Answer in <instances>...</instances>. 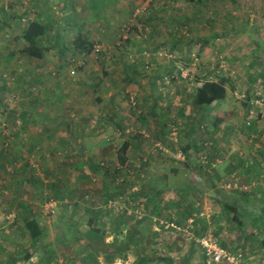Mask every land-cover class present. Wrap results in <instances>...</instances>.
Masks as SVG:
<instances>
[{
    "label": "rangeland",
    "instance_id": "1",
    "mask_svg": "<svg viewBox=\"0 0 264 264\" xmlns=\"http://www.w3.org/2000/svg\"><path fill=\"white\" fill-rule=\"evenodd\" d=\"M16 1L19 3L0 0V8L9 16L25 11L20 21L15 20L20 18L17 14L10 17L11 27L0 29L1 54L16 47L18 42L14 40L23 24L36 16L32 9L38 8L36 0ZM113 1L92 0L95 7L92 10L99 14ZM125 1L119 0L118 5ZM130 3L134 16L111 29L97 22L89 28L91 44L101 45L104 41L100 35L105 38V33L113 28L116 33L119 30L117 36L115 33L119 53L127 40L162 41L169 36L166 25L153 31L141 29L139 24L159 20L158 13L164 10L167 14L176 6L180 15L174 34L181 49L176 55L180 62L177 70L181 75L185 70V75L172 83L170 76H176V71L171 75L159 71L163 77L153 79L160 92L154 94L151 115L148 105V108H144V103L143 107L139 105L140 93L136 97L117 93L112 103L105 93L99 101L96 97L102 93L98 94L92 84L99 80L96 74L102 70L106 71L102 84L110 85L112 80V87L117 85L113 89L126 90L134 83L119 70L120 62L110 64L104 58L105 46L98 55L90 52L77 55L71 42L78 37V14L74 24L66 25L63 14L51 26L47 37L57 32L68 47L65 54L69 55L60 63L65 68L70 66L74 82L83 80L90 86H79L76 91L68 88L64 107L57 110L69 127L65 135L69 139L65 146L67 155L46 158L25 153L14 157L9 151L8 156L0 159V264H134L143 258L140 264H165L157 257L170 258L172 264H206L202 240L225 249L231 262L223 260L219 264H264V249L259 240L249 234L242 236L236 214L213 200L219 191L229 204L241 208L242 204L236 201L241 193L248 195L249 206L256 207L264 195V0H221L208 5L207 10L199 2L190 5L188 0H130ZM41 4L50 12L44 15L48 21L54 20L61 2L41 0ZM149 7L155 8L156 13L147 19ZM214 10L218 18L211 12ZM203 12L204 20L212 18L205 26L190 14ZM162 21H166L165 17ZM95 36L101 41H96ZM167 58L170 57L164 61ZM137 64L139 71L147 70L144 61ZM8 69L6 72L0 67V83L9 88L0 94L3 116L0 153L12 147L8 141L10 125L6 121L17 119L20 110L28 107L30 94L38 92L32 89L25 95L18 93L14 83L20 82L21 76L17 74L20 69L11 64ZM221 78L227 80L224 100L200 108L196 104V90L204 80L215 82ZM75 97L77 107L73 105ZM55 99L57 103L61 101L59 97ZM114 103L127 114L117 119L121 125L112 126L123 133H109L110 125L106 124L103 132L105 137L108 134L113 137L112 144L104 147L107 151L100 152L103 148L95 134L100 128L89 121L99 111L90 107L99 108L101 114L108 112L109 116V107ZM103 105L106 111L101 109ZM39 112L37 118L41 123L53 114L45 105ZM73 116L82 119L80 123L86 124L88 130L81 125L75 129ZM216 120H220L218 125L213 123ZM150 121L155 129L164 132H154ZM126 129L129 132L125 133ZM30 132L43 134L37 129ZM56 132L61 134L58 128ZM92 136L98 139H90ZM124 144L128 146L124 150L126 162L120 165L118 156ZM32 216L42 228L37 239H32L24 226L25 220Z\"/></svg>",
    "mask_w": 264,
    "mask_h": 264
},
{
    "label": "crops",
    "instance_id": "2",
    "mask_svg": "<svg viewBox=\"0 0 264 264\" xmlns=\"http://www.w3.org/2000/svg\"><path fill=\"white\" fill-rule=\"evenodd\" d=\"M118 1L119 0H114V4L109 5L106 9V12L103 11V14L101 13L98 14V13L93 12L92 10L93 7L87 3V0H58V2H61L60 8L64 7L66 4H70L71 6H74V13H76V15L78 14V17H79L78 21H80V24L78 26L79 32L77 36L83 34V36H86L88 38L89 42H90L89 28L95 27V22L103 23V27L111 29L112 26L117 25L120 21H123L124 19L134 16L133 11L131 9L132 4L130 3V0L125 1L123 5H118ZM35 2L38 8L36 9L32 8L33 11H36V16H34L32 20H38L41 23L48 25V18L44 16L45 14L50 13L48 8L46 7V5L41 4V0H36ZM198 2L199 0H195L193 3L190 2L191 3L190 5L195 6L194 4ZM148 9H149L148 15L145 17L147 19H149V16L153 17V14L156 13L155 8L151 9L149 7ZM162 11H163L162 13L157 14V17L159 18V20L153 19L154 20L153 22L152 20H148L146 24H142L141 22L139 24L141 29H150L153 31L161 27L162 25H166L168 27L167 29L170 30L169 36L168 38H165L162 41H155L156 39H154L155 42H152L150 40H147V41L141 40L138 43L136 42L134 43V42H131L130 40H127V42L124 44V47L121 48V52L119 53L118 48L115 45V41H117L116 36L119 30L117 31V33L114 31L115 30L114 28L111 31H107L105 33L106 35L105 38H104V35L99 34L100 36L103 37L102 41H104L101 44L103 45L102 49L105 46L103 49V53H102L104 58L108 59L110 64H112L113 62L115 63L120 62L119 64L121 67L120 69L119 68L118 69L125 74L124 76L130 77L131 82H133L134 85L127 86L128 88H126V90L123 89L124 91L113 89V87H117V85L115 84L112 87V80H111L109 82L111 84L110 85L108 84L106 86L102 84L103 81L105 80V77H103V74H105L106 71L102 70L100 74H96L97 78L99 77V80H97L96 82L92 84L95 87V91L98 92V94L102 93V95L97 96L96 99L101 101V98H103V95L105 96V93H108L107 101L112 103L114 101L113 99L117 96L116 95L117 93L120 94V93L126 92V93L132 94V96H135V97L137 94L140 93L141 99H139V105L143 107L144 106L143 103H144L146 105L144 108H148L149 106V111L151 115V111L154 107V101L156 100L154 94L155 92L156 93L160 92V88H158V86L156 85V82L153 80L154 77L162 75V74L159 75V71H162L166 73L167 75H171L172 72L176 71V76H170V81L172 83L179 80L180 76L185 75V70H183L182 75L177 70V68L180 65V62L177 59L176 55L180 53L181 49H180V46L178 45L179 42L175 38V34H174L177 32V29H178L180 10H178L176 6H173L171 7V9L169 10L167 14L164 12V10ZM164 17L167 22L162 21ZM140 18L142 21L144 20V18L142 17ZM66 25H71V24L67 23ZM120 25L121 24H119L118 26ZM61 27L64 28L65 26L62 25ZM69 27L70 26H66L65 28L67 29ZM175 28L176 30L173 31V29ZM115 33H116V36H115ZM56 37L57 36L55 34L51 35L50 37H47V36L43 37V40H42L43 44L49 45L50 49L48 53L44 54L41 60H36V59L30 58L24 54L17 52V50L20 48L19 43H21V41L17 43V40H14V42L17 43L16 47L14 46L11 50H8L7 52L3 51L4 54L0 53V67L1 69H3V71L6 70L7 72L9 70L8 68L10 64L14 66L15 69L19 68L21 70V71L19 70L20 72L19 71L17 72V74L21 76L20 82H17L16 84L14 83V89H17L19 91L18 93L22 95L27 94L29 92L28 90H32V89H35L36 91H38L36 95L30 94V99H28V107H27L29 109L22 108L20 112L18 113L19 117H17V119L15 120L12 119L11 122L5 120L7 122L8 127L10 125L9 129L12 130V132H10L11 138H8V141L12 143L13 148L11 149V151L12 153H14L12 155L14 157H16V155L20 156L25 153H30V154L34 153L37 156H43L46 158H49L50 156L53 157L56 155H63V154L67 155L68 154V151L65 149V146L67 147V145L69 144L68 142L69 139L65 137V135L69 131L68 123L66 122V118L64 119L62 116H60L57 110L64 107L63 100L67 99L68 97L65 94L67 93L68 88L71 87V90L76 91V89L79 88V86L81 87L83 85H88V84H85L83 80L82 81L78 80L77 83L74 82L73 81L74 77H72L70 73V66L67 67L69 69L65 68V66H62V63L60 62H62V59H65L66 56L69 55L67 53L65 54V52L67 51L66 49L68 47L66 46L67 44L65 42V39L62 40L61 37L56 39ZM94 39L97 41L99 38L95 36ZM99 41H101V39H99ZM108 46L109 47L112 46L114 50H110L111 47L109 49ZM22 47H23V44L21 48ZM161 49H165V52H163L165 53L164 54L165 56H163L162 59H161V56L163 53L158 52ZM9 51L10 52L14 51L15 56L14 57L8 56ZM157 53L160 55V57H158ZM166 53L169 55L167 56ZM77 55H82L81 51H78ZM23 57L27 58V60L22 59ZM121 57H124L122 63L120 61ZM146 57H150L148 61L145 60ZM166 57H170V58H167L164 61ZM80 59L81 58H79V60ZM90 59H92V57ZM140 61H144V63L147 64L146 66L147 70H142V71L138 70L137 62H140ZM22 62H26V65H22L21 64ZM68 63L65 62V64L70 65ZM137 70L139 71V73H141V75L136 72ZM1 74L2 73L0 72V75ZM15 79H18V78L15 77ZM72 81L74 83H72ZM17 84L24 85V86L21 87V86H18ZM5 91H9L8 85ZM11 92H12V89H11ZM177 92L179 91L175 90V94H178ZM132 96H130V98ZM56 97L60 98L61 101L59 103L56 102V99H55ZM124 97H126V95ZM17 98H18V101H21V98L19 96ZM75 98L76 100H74L73 105L77 107L78 99L77 97ZM132 99H134V97ZM161 100H162V97H161ZM1 105H2V101L0 103V106ZM43 105L47 106L49 111H51L53 114L45 118L44 122L41 123L38 121L37 116L40 115L39 111L43 108ZM2 109L4 111L6 109V106H3ZM101 109L105 111L107 110L105 105H103ZM90 110L95 111V112L99 111L98 116H94L89 121H91L90 123L92 124L93 127L100 128L95 133L96 135H98L99 139L96 136H92L90 139H98L100 141L98 142V144L103 148V151H100V152H105L107 150H105L104 147L106 145H111L112 139H113V137H108L110 134H108L105 137V133L103 131L105 129L106 124L110 125L109 133L115 134V132L117 131L119 132L118 135H121L123 131H121L117 127H115L117 129L115 128L113 129L112 126L118 123L116 122L117 119L121 120L122 117H126L127 114L125 113V111H121L120 109H117L115 103L113 104V107H109V116H108V112L101 114V110L99 108L95 109L93 107H90ZM25 112H27L26 116L24 115ZM1 116L2 115L0 114V117ZM74 116H73L74 128L76 129L79 125L85 127L86 124H84L83 122L80 123L82 119L74 117ZM148 124L152 126V129L154 128L153 121H150ZM39 125L41 126L43 125V127L38 128ZM118 125H121V124L118 123L117 126ZM57 128L61 134L57 132L54 133L55 130H57ZM35 129H37V131L39 132H43V134H37V133L30 132ZM63 129L65 130V132H63ZM85 129L88 130V128L86 127ZM124 132L125 133L129 132V129H126ZM154 132L162 133L164 132V130L154 128ZM49 141H51V143H48ZM86 149L88 150L89 148L86 147Z\"/></svg>",
    "mask_w": 264,
    "mask_h": 264
},
{
    "label": "trees",
    "instance_id": "3",
    "mask_svg": "<svg viewBox=\"0 0 264 264\" xmlns=\"http://www.w3.org/2000/svg\"><path fill=\"white\" fill-rule=\"evenodd\" d=\"M13 1L17 2L16 0H13ZM188 1L193 3L195 0H188ZM217 1H221V0H200L199 4L202 6L203 10H207L208 5L213 6L214 4H216ZM87 3L93 8H95L94 5L92 4V0H87ZM112 4H114V1L110 3L109 5H112ZM109 5H105V7L100 13L103 14V11L106 12V9ZM11 8H13V4ZM13 11L15 12L17 10H13ZM215 11L216 10L211 11V12H214V16H217L218 18V14ZM19 13L23 14L25 13V11L19 12ZM17 14L16 15L12 14L11 16H9L10 14L6 13L3 7L0 8V29L3 30L4 28L11 27L12 21H10V17H15V16L17 17ZM22 14H18L20 18L15 19L17 22L21 20ZM63 14L65 16V20L67 23H70V24L75 23L76 13H74V6H71L70 4H66L64 7L60 8V11L57 12L56 17H54V20L48 21L49 26L47 24L41 23L38 20L26 21L20 34L16 36L17 42L21 41V43L23 44V47L19 48L17 52L24 54L30 58L41 60L44 54L48 53L50 49L49 45L43 44L42 39L43 37H46L48 35V32L51 30V26L55 25L56 21L61 19ZM190 14L194 19H196L197 23L204 22L203 24L204 26L205 24H207L206 21H210L212 19L211 17H207V19L204 20L203 17L205 15V12L199 13V14H193V13H190ZM208 23H211V21ZM56 33L57 32H55V35ZM56 36L57 38H59L58 35ZM204 44H206V42H204ZM71 46L73 47V49L77 51L86 52L88 54V52H91L92 44L88 41V38L86 36H83V34H81L71 42ZM8 56L14 57L15 56L14 51H11V52L9 51ZM226 81L227 80L225 78H221L219 81H215V82L208 81V80H205L204 82H202L200 88L196 90V104L200 108H206V106H209L213 102H219V101L224 100L225 92H226V89L224 86H225ZM6 89H7V85L4 82H1L0 83V94L4 93ZM1 97L2 96H0V103L2 101ZM26 109H29V108H26ZM195 123L196 122H194V124ZM213 123L215 125H218V123H220V120H216ZM127 147H128L127 144H124L123 148L121 149L122 152L119 153L118 163L120 165H123L126 162V158L124 156V150ZM12 148L13 147H11V149ZM11 149L8 150L7 152H1L0 159L4 156H8L9 154H13ZM195 170H198V168H195ZM114 171L118 172L119 170L115 169ZM211 182L212 181H210L209 183ZM49 186L53 187L54 185L49 184ZM213 200L215 201V203L226 206L230 210H232L238 218L237 225L239 227V233L242 236L244 234H249L251 236L256 237L264 249V195L262 196V198L260 199L256 207L249 206L248 203L250 200H248V195L241 194V193L237 195V199H236V201L242 204L241 208H239L236 204H229L226 196H224L223 193L219 194V191L216 192ZM24 226L29 231L30 237L32 239H37L41 235L42 228L40 227V224L37 222V220L33 216L30 219L25 220ZM247 229H249L250 232H247ZM95 231L96 230H91L92 233H96ZM144 259L145 258H143L141 261L138 260V262L136 261L134 264H140L142 263ZM157 260L165 264L173 263L172 259L166 258V257H157Z\"/></svg>",
    "mask_w": 264,
    "mask_h": 264
},
{
    "label": "built area",
    "instance_id": "4",
    "mask_svg": "<svg viewBox=\"0 0 264 264\" xmlns=\"http://www.w3.org/2000/svg\"><path fill=\"white\" fill-rule=\"evenodd\" d=\"M101 51L102 46L95 43L92 45L90 53H92L93 55H98ZM247 125H249V123H247ZM201 247L203 248L204 253L207 256L206 264H219L223 260L231 262V258L228 257L225 249L221 248L216 243H211L210 240H202Z\"/></svg>",
    "mask_w": 264,
    "mask_h": 264
}]
</instances>
